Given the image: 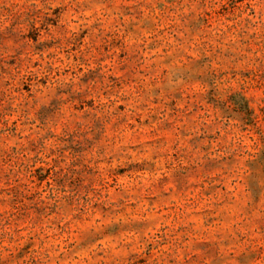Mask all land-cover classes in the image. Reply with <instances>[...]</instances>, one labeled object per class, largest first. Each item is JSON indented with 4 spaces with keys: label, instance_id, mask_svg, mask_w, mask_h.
<instances>
[{
    "label": "rangeland",
    "instance_id": "rangeland-1",
    "mask_svg": "<svg viewBox=\"0 0 264 264\" xmlns=\"http://www.w3.org/2000/svg\"><path fill=\"white\" fill-rule=\"evenodd\" d=\"M0 264H264V0H0Z\"/></svg>",
    "mask_w": 264,
    "mask_h": 264
}]
</instances>
